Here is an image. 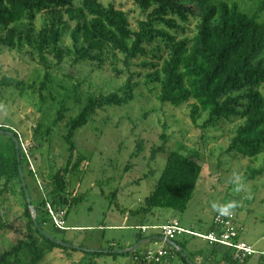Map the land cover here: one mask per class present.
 <instances>
[{
    "label": "rangeland",
    "instance_id": "rangeland-1",
    "mask_svg": "<svg viewBox=\"0 0 264 264\" xmlns=\"http://www.w3.org/2000/svg\"><path fill=\"white\" fill-rule=\"evenodd\" d=\"M80 1L75 0V4ZM210 1L235 2L249 15L256 13L259 4L251 0ZM99 2L125 12L132 29H137L138 21H145L149 13H142L131 0ZM258 20L264 22V11L258 14ZM45 23L62 28L61 44L71 47L70 30L74 24L61 9L41 11L31 28L38 31ZM174 23L177 29H170L160 22L155 23L154 28L177 39H186L194 35L198 24L192 16L185 22L174 19ZM29 27L27 21L15 24V28L24 33ZM0 35H4L1 29ZM145 49L146 55L138 57L130 67L123 64L121 54L106 48L101 68L92 62L72 65L68 58L57 64L48 56L52 68L46 70L25 44L22 48L8 49L0 42V81L8 78L21 83L20 88H0V126L16 131L25 149H30L28 160L37 181L27 179L26 184L33 207L38 205L42 209L45 205L44 187L41 189L38 184L41 171L60 167L68 157L62 139L65 121L81 110L88 96L115 92L129 78L136 84L133 99L128 104L99 110L86 125L77 129L74 139L78 153L85 161L68 176L67 191L81 200L68 211L64 230L54 228L48 217L43 225L51 237L60 242L63 238L68 242L65 245L71 244L76 250L54 249L39 264H128L123 256L92 258L79 250L119 253L126 250V246L135 245L138 237L150 234V231L135 228L136 225H156L172 220V216L189 230L204 233L217 213L235 215L243 227L242 240L254 251L243 264H259L260 256L264 255V153L256 160H250L237 151H227L239 121L219 118L205 125L208 113H202L192 123L191 101L180 107L158 102L157 83H152L150 76L159 64V58L166 54L165 44L161 38H155L147 42ZM46 71L49 80L43 88L41 84ZM261 93L264 96V87ZM36 130L40 133L48 131L39 149L36 148L38 140L33 141ZM162 135L166 139L163 140ZM138 140H142L141 150ZM163 144L165 151L157 152L155 160L150 161L152 148ZM170 151H179L201 165L187 208L182 213L156 209L147 217L129 214V210L144 205ZM155 211H158L157 215L153 216ZM23 212L18 186L0 197V223L11 225L0 230V254L23 235ZM159 213L168 214L164 219ZM183 238L189 256L191 252H204L207 248L200 238L188 235ZM216 250L222 255L225 251ZM222 262L228 264L224 259ZM206 264L213 263L208 261Z\"/></svg>",
    "mask_w": 264,
    "mask_h": 264
},
{
    "label": "trees",
    "instance_id": "trees-1",
    "mask_svg": "<svg viewBox=\"0 0 264 264\" xmlns=\"http://www.w3.org/2000/svg\"><path fill=\"white\" fill-rule=\"evenodd\" d=\"M131 1L142 13L149 11L145 21H138L137 29L130 27L125 12L105 7L99 0H81L78 5L75 0H0V29L4 32V35H0V42L8 49L22 48L25 44L36 54L41 66L49 70L52 64L48 61V56L57 64L68 58L72 65L92 62L101 68L106 48L121 54L123 64L130 67L138 57L146 55L147 42L161 38L166 54L159 58V64L154 67L155 71L150 76V81L157 83L158 102L180 107L191 101L189 106L192 123L202 113H208L205 125L212 124L219 118L239 121L227 151H237L244 158L256 160L264 153V96L261 93L264 87V22L258 20V14L264 11V0H251L259 3L253 15L240 10L235 2ZM45 9H61L68 21L74 24L70 30L71 47L61 44L62 28L46 23L38 31L31 28L36 15ZM190 16L198 22L191 38L177 39L174 35L154 28V24L160 22L170 29H177L174 19L185 22ZM22 21L29 22L30 27L25 33L15 28V24ZM48 80L49 73L46 71L41 84L43 88ZM20 84L6 78L0 81V88H20ZM135 87L136 84L129 78L115 92L90 95L81 110L65 121L62 139L67 147L68 157L60 167L51 168L53 171H41L38 182L41 189L44 187L43 202H48L55 210H65V218L72 206L81 200V197L71 196L67 191L68 176L85 161L78 153L74 139L77 129L86 125L99 110L128 104L133 99ZM33 133V141L38 140L36 148L39 149L42 141L46 140L48 131L40 133L36 130ZM161 138L166 139L165 135ZM22 146V140L16 131L0 126V197L10 188L18 186L25 218L23 235L0 254V264H39L54 249L76 250L71 244L67 247L56 243L57 240L49 235L50 231L43 227L46 217L51 221L45 207L40 209V206H34L36 218L33 220L29 210L32 202L26 181L30 179L36 182L37 178L28 160L30 149L25 151ZM138 148L141 150L142 140H138ZM164 151V144L152 148L150 161L155 160L157 152ZM200 172L201 165L194 158L179 151L168 152L161 175L145 198L144 205L129 210V214L147 217L156 209L184 212L192 199ZM20 174L30 203L26 200ZM39 216H42L41 221ZM7 226L0 223V230L11 227ZM157 237L155 234L138 237L136 243L147 244ZM61 242L68 243L63 238ZM173 243H176V239ZM165 246L174 250L181 264H197L190 256L176 250L169 243ZM79 251L92 258L102 255L125 257L132 253ZM215 254V249L210 252L211 256ZM223 259L228 264L244 263L233 260L226 250L223 252ZM131 261L132 258L130 263ZM206 261L208 262L203 258L199 264H206ZM209 262L218 264L216 261ZM259 264H264V255L260 256Z\"/></svg>",
    "mask_w": 264,
    "mask_h": 264
},
{
    "label": "built area",
    "instance_id": "built-area-1",
    "mask_svg": "<svg viewBox=\"0 0 264 264\" xmlns=\"http://www.w3.org/2000/svg\"><path fill=\"white\" fill-rule=\"evenodd\" d=\"M22 147L26 151L24 145ZM44 207L54 227L58 230H64L66 211L61 209L55 210L48 202H45ZM137 229L142 232L150 231V234L157 235L161 243L156 248L137 251L133 255L130 264H174L177 258L175 252L167 248L165 244L173 242L177 237L184 234L198 237L209 245L223 248L233 260L240 263H243L254 253L252 246L241 239L243 227L240 223H237V218L233 213L215 214L212 219L211 229L206 233H195L185 230L177 219H172L161 225L139 226Z\"/></svg>",
    "mask_w": 264,
    "mask_h": 264
},
{
    "label": "crops",
    "instance_id": "crops-1",
    "mask_svg": "<svg viewBox=\"0 0 264 264\" xmlns=\"http://www.w3.org/2000/svg\"><path fill=\"white\" fill-rule=\"evenodd\" d=\"M157 212L158 211H155L154 213H153V216H156L157 215ZM162 212V211H161ZM155 214V215H154ZM168 213H159V217L160 216H162V218L164 217V219H165V217H166V215H167ZM171 219H178L176 216H172V218ZM212 219H213V217L210 219V221H209V224H208V226H207V229L205 230V232L204 233H206L207 231H209V229H211V226H212ZM179 220V219H178ZM166 222H168V221H166ZM166 222H163V223H161V221L160 222H158V224H156V225H161V224H164V223H166ZM179 223H180V225L182 224L181 223V221H179ZM237 223H239L238 222V220H237ZM140 225H136L135 226V228H137V227H139ZM141 226H148V225H141ZM150 226V225H149ZM181 227L183 228V229H185V230H188V231H192V230H189L188 228H186V227H184V226H182L181 225ZM192 232H194V231H192ZM195 233H197V232H195ZM184 235H188V234H184ZM184 235H181V236H179V237H177L176 238V243H174L175 244V247H177V250H178V248L180 249V251H183L184 252V254L185 255H188L187 253H186V251H185V249H186V246L184 245V238H183V236ZM147 236V235H146ZM188 236H191V235H188ZM145 237V236H144ZM194 237V236H193ZM195 238H198V237H195ZM241 239H242V235H241ZM244 241V240H243ZM206 242V241H205ZM160 240L158 239V238H155L154 239V241L153 242H149V243H147V244H142L141 245V242L140 243H135V245L136 244H139L138 245V247L129 255V256H125L124 258H126V262L128 263V264H130V259L133 257V255L137 252V251H141V250H143V249H148V248H156V247H158L159 245H160ZM178 244V245H177ZM206 244H207V248H206V250H204V252H201L200 250L199 251H194V252H191V253H189L190 254V258L192 259V261H194L195 263H197V264H199L201 261H203V258L205 259H207L208 261H216L218 264H223V262H222V259H223V255L221 254L222 252H220V253H218V251L216 250V249H219V250H221V249H223V248H221V247H219V246H216V247H214V245H209L207 242H206ZM249 244V243H248ZM250 245V244H249ZM132 246L131 245H129V246H126V250L127 249H129V248H131ZM216 250V254L215 255H213V256H211L210 255V252L212 251V250ZM136 251V252H135ZM222 251V250H221ZM134 253V254H133ZM189 256V255H188ZM176 262H178V260H177V258H176V260H175V263Z\"/></svg>",
    "mask_w": 264,
    "mask_h": 264
},
{
    "label": "water",
    "instance_id": "water-1",
    "mask_svg": "<svg viewBox=\"0 0 264 264\" xmlns=\"http://www.w3.org/2000/svg\"><path fill=\"white\" fill-rule=\"evenodd\" d=\"M10 135H12V133L10 132L9 133ZM17 142V140H16ZM20 177L22 179V184H23V187H24V192H25V196H26V200L28 203H30V198H29V195H28V192H27V189L25 188V183L23 181V176L22 174H20ZM29 210H30V213L32 215V218L33 220L35 221V218H36V211L34 209V207L32 205H29ZM56 243L58 244H62L64 246H67L69 247V245H65L64 243L60 242V241H56ZM171 246L175 247V244L173 242H168ZM139 244H136V245H133L131 248L127 249V250H123V251H120L119 254L121 253H125V252H133L137 247H138ZM177 248V247H176ZM178 251H180V249L178 248Z\"/></svg>",
    "mask_w": 264,
    "mask_h": 264
}]
</instances>
